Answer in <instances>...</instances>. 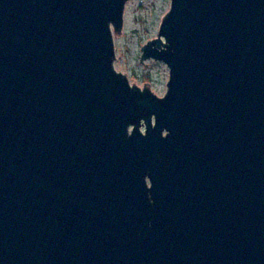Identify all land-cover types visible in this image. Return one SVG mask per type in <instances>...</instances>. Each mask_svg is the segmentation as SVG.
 Instances as JSON below:
<instances>
[{
    "label": "water",
    "instance_id": "1",
    "mask_svg": "<svg viewBox=\"0 0 264 264\" xmlns=\"http://www.w3.org/2000/svg\"><path fill=\"white\" fill-rule=\"evenodd\" d=\"M127 0H0V264H264V0H170L113 68Z\"/></svg>",
    "mask_w": 264,
    "mask_h": 264
},
{
    "label": "rangeland",
    "instance_id": "2",
    "mask_svg": "<svg viewBox=\"0 0 264 264\" xmlns=\"http://www.w3.org/2000/svg\"><path fill=\"white\" fill-rule=\"evenodd\" d=\"M170 0H127L124 4L122 26L112 31L114 47L113 68L124 75L130 85L148 87L156 96L166 92L169 71L160 61L140 62V48L155 35Z\"/></svg>",
    "mask_w": 264,
    "mask_h": 264
}]
</instances>
